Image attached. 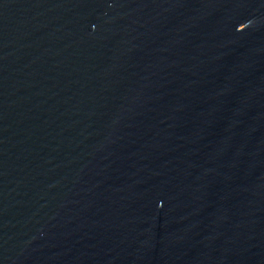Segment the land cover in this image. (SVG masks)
<instances>
[{
	"label": "water",
	"instance_id": "obj_1",
	"mask_svg": "<svg viewBox=\"0 0 264 264\" xmlns=\"http://www.w3.org/2000/svg\"><path fill=\"white\" fill-rule=\"evenodd\" d=\"M0 264H264V0H0Z\"/></svg>",
	"mask_w": 264,
	"mask_h": 264
}]
</instances>
